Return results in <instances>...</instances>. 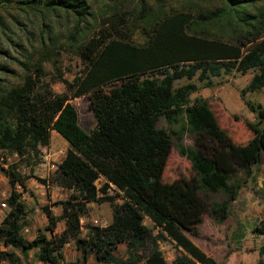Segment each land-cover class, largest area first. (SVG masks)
<instances>
[{
	"label": "trees",
	"instance_id": "1",
	"mask_svg": "<svg viewBox=\"0 0 264 264\" xmlns=\"http://www.w3.org/2000/svg\"><path fill=\"white\" fill-rule=\"evenodd\" d=\"M139 6L147 33L141 43L133 41L135 30L121 25L122 18L110 20L96 32V16L86 0H0V10L74 15L66 43L85 65L71 82L60 74L69 93H55L46 80L45 63L59 59L64 43L48 33L32 51L19 44L23 50L19 56L0 48L23 71L22 82L8 83L1 75L7 66L0 64V150L7 153L3 159L17 157L7 167L1 165L12 189L9 210L0 224V264H24L31 250H36L37 262L61 264L63 248L71 241L83 253L80 264H87L90 255L106 264H169L159 245L169 239L183 250L171 264H218L187 233L199 234L206 209L220 222L228 218L230 204L241 189L240 184H230V171L234 165L249 171L264 154V107L258 108L257 122L246 121L249 140L237 142L220 126L206 98L191 100L199 89L197 83H175L198 75L204 87H211L214 77L255 68L258 72L244 92L263 87L264 0H223L221 6L195 13H167L162 5L153 8L147 0H140ZM0 24L4 27L2 19ZM84 95L89 96L96 120L90 131L80 125L71 102ZM183 113L195 142L194 146L180 142L179 150L199 176L187 182L165 179L173 140L158 126L162 116L176 121ZM53 129L69 148L55 175L38 179L72 192L66 200L52 203L61 206L60 215L50 204L43 207L46 232L27 239L23 229L28 207L17 185L27 190L30 176L22 174L19 165L32 164L40 147L49 144ZM101 176L106 181L98 186ZM112 185L122 192V203L109 192ZM202 190L223 191L227 198L206 205ZM90 202H109L113 219L106 227L89 226L87 236H82V218ZM147 217L152 227L144 222ZM60 221L65 226L57 232ZM254 231L264 234V220ZM120 243L127 244L126 260L115 254ZM259 252L264 256V244Z\"/></svg>",
	"mask_w": 264,
	"mask_h": 264
},
{
	"label": "rangeland",
	"instance_id": "2",
	"mask_svg": "<svg viewBox=\"0 0 264 264\" xmlns=\"http://www.w3.org/2000/svg\"><path fill=\"white\" fill-rule=\"evenodd\" d=\"M153 8L162 5L167 13L178 11H192L195 13L201 8H215L223 4V0H147ZM92 12L95 14L96 32L102 26H108L110 20H124L121 25L131 26L134 29L133 41L141 43L146 39L147 33L144 30V23L141 21L140 0H86ZM115 11V12H113ZM0 19L4 22V27L0 24V48H8L12 56H19L23 51L19 44H22L24 51H32L39 42L41 36L48 37L51 33L59 42L64 43L59 59L46 62V80L50 83L55 93L68 92L65 82L59 78L61 74L69 82L84 71L85 65L81 58L67 45L75 24L74 15L66 13H26L14 8L0 10ZM121 20V19H120ZM121 20V21H123ZM144 27V28H143ZM5 32H3V30ZM0 64H5L2 75L8 83H20L23 79L21 67L12 58L1 54ZM59 70H57V68ZM9 68V69H8ZM11 70H15V74ZM258 69H249L246 73L233 71L230 74H222L214 77L211 87H204V83L196 75L193 79L186 78L176 81L175 85L186 84L189 81L199 85L198 91L191 95L194 101L197 97L206 98L211 108L216 114L220 126L233 135L237 142L246 143L251 134L247 128L246 121L257 122L259 119L258 108L264 107V86L256 89L244 91L252 77ZM13 74V75H12ZM69 93V92H68ZM79 115V123L86 131L92 130L96 125L94 112L90 105L88 95L72 98ZM158 126L166 129L172 135L173 146L164 171L165 179H177L184 182L192 179H199L198 174L193 170L191 161L180 153L178 144L181 142L186 146H194L195 136L188 129L187 116L185 113L179 115L176 121H169L165 116L159 120ZM182 132V138L177 133ZM69 148L68 141L54 129L51 132L49 144L40 147V155L36 157L38 163L31 159V165L20 162L19 170L22 174L30 176L27 180V190L22 191V198L28 207L26 225L23 234L27 239H33L38 233L46 232L48 217L43 207L51 205V209L57 215L62 213L60 205L52 203L66 200L72 190L63 188L52 182L48 185L38 178L50 180L56 173L59 164L64 159ZM0 224L9 210L7 198L11 193V184L1 165L8 166L16 161V155L8 156L0 150ZM106 181L104 176L97 181L101 186ZM231 185L240 184L241 189L237 198L231 202L228 218L220 222L209 210H205L202 215V223L198 226L199 234L187 235L207 254L215 258L218 264H258L264 256L260 254V247L264 244V234L254 231L257 226H262L264 220V154L259 163L253 164L249 171L245 168L234 165V169L229 173ZM109 192L117 196V201L122 203L124 197L114 185ZM200 196L206 205L213 201H223L227 195L223 191L211 192L202 190ZM88 213L82 218V236H87L89 226L97 225L106 227L112 222L113 210L109 202L88 203ZM147 225L153 226V222L147 217L144 221ZM65 224L60 221L57 232H61ZM160 248L168 263L182 253V249L172 240H165L159 243ZM2 249H7L1 246ZM36 250H31L29 256L24 258V264H38L35 260ZM22 254L21 251H17ZM66 255L63 264L71 262H82V251L77 248L74 241H71L63 248ZM115 254L122 260L128 258L127 244L120 243ZM88 264H106L96 260L94 255H90ZM130 264V263H122ZM137 264H146L141 261Z\"/></svg>",
	"mask_w": 264,
	"mask_h": 264
},
{
	"label": "crops",
	"instance_id": "3",
	"mask_svg": "<svg viewBox=\"0 0 264 264\" xmlns=\"http://www.w3.org/2000/svg\"><path fill=\"white\" fill-rule=\"evenodd\" d=\"M65 259H66V255L64 254V262H65ZM89 261V260H88ZM63 262V263H64ZM63 263H61V264H63ZM38 264H49V263H42V262H38ZM87 264H88V262H87Z\"/></svg>",
	"mask_w": 264,
	"mask_h": 264
}]
</instances>
